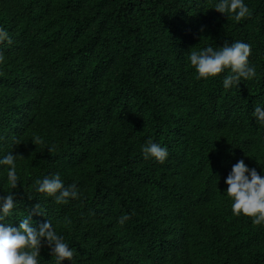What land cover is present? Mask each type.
Returning <instances> with one entry per match:
<instances>
[{
  "label": "trees",
  "instance_id": "16d2710c",
  "mask_svg": "<svg viewBox=\"0 0 264 264\" xmlns=\"http://www.w3.org/2000/svg\"><path fill=\"white\" fill-rule=\"evenodd\" d=\"M214 0H0V156L13 152L18 225L40 204L76 264H264V225L234 216L224 183L243 159L264 169V0L240 22ZM251 45L256 77L197 79L190 51ZM166 147L163 164L141 145ZM59 173L79 198L33 184ZM219 178V179H218ZM128 214L121 227L117 220ZM40 264H55L47 247ZM63 264H70L63 261Z\"/></svg>",
  "mask_w": 264,
  "mask_h": 264
},
{
  "label": "clouds",
  "instance_id": "9594fccd",
  "mask_svg": "<svg viewBox=\"0 0 264 264\" xmlns=\"http://www.w3.org/2000/svg\"><path fill=\"white\" fill-rule=\"evenodd\" d=\"M211 8L236 22L251 15L244 0H214ZM5 42L11 44L12 40L6 28L0 26V44ZM250 54L251 45L237 40L225 42L223 46L216 48L207 45L192 50L187 59L193 66L197 79L208 80L223 74L222 85L229 89L241 81L256 77L255 68L249 63ZM3 61L4 56L0 53V63ZM252 116L257 125L264 128V105L257 104ZM141 153L145 160H153L159 164H163L169 155L166 147L152 140L141 145ZM18 156L13 152L0 156V168L6 169V181L11 189L17 188L19 182L16 164ZM224 183L227 185L224 192L231 201L232 214L247 216L253 224L264 225V169L258 173L255 167H249L243 159L237 160L231 166ZM33 188L37 193L52 198L56 204H67L80 195L77 185H65L59 173L36 179ZM16 207L14 191L0 194V264H40L43 247L48 248L55 264H63L65 260L76 264L73 249L64 236L57 233L49 219L38 225L33 224L34 214L44 215L40 204H34L30 213L18 220V225L11 220ZM129 219L130 216L125 214L118 218L117 223L123 227Z\"/></svg>",
  "mask_w": 264,
  "mask_h": 264
}]
</instances>
